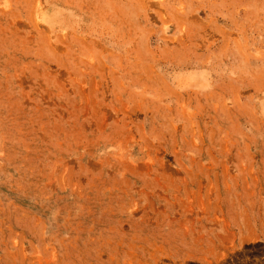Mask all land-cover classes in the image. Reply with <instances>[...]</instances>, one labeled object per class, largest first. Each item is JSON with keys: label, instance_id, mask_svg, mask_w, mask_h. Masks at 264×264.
I'll use <instances>...</instances> for the list:
<instances>
[{"label": "rangeland", "instance_id": "obj_1", "mask_svg": "<svg viewBox=\"0 0 264 264\" xmlns=\"http://www.w3.org/2000/svg\"><path fill=\"white\" fill-rule=\"evenodd\" d=\"M0 264H264V0H0Z\"/></svg>", "mask_w": 264, "mask_h": 264}, {"label": "bare ground", "instance_id": "obj_2", "mask_svg": "<svg viewBox=\"0 0 264 264\" xmlns=\"http://www.w3.org/2000/svg\"><path fill=\"white\" fill-rule=\"evenodd\" d=\"M36 8H38V11H40V9H41V4H40V3L37 4ZM36 10H37V9H36ZM38 11H37V13H41V12H38ZM35 15H38V14L35 13ZM39 15H40V14H39ZM38 17H39V16H38ZM38 17H37V18H38ZM47 29H48V28H47Z\"/></svg>", "mask_w": 264, "mask_h": 264}]
</instances>
